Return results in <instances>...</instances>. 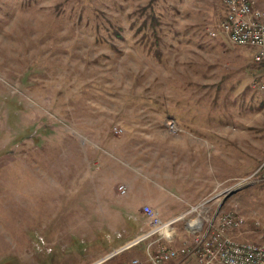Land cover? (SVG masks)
I'll return each instance as SVG.
<instances>
[{
  "label": "rangeland",
  "instance_id": "rangeland-1",
  "mask_svg": "<svg viewBox=\"0 0 264 264\" xmlns=\"http://www.w3.org/2000/svg\"><path fill=\"white\" fill-rule=\"evenodd\" d=\"M224 16L223 0H0V264H153L226 213L243 218L228 236L264 245V64ZM141 187L163 211L194 204L147 205L170 224L151 234Z\"/></svg>",
  "mask_w": 264,
  "mask_h": 264
},
{
  "label": "built area",
  "instance_id": "built-area-1",
  "mask_svg": "<svg viewBox=\"0 0 264 264\" xmlns=\"http://www.w3.org/2000/svg\"><path fill=\"white\" fill-rule=\"evenodd\" d=\"M223 4L225 16L218 25L219 32L224 34L231 44L253 49V61L264 64V12L255 6L254 0H223ZM211 36H215L214 32ZM251 86L256 90H264L262 82L255 81ZM113 132L119 135L122 129L114 128ZM117 191L124 195L126 188L120 185ZM142 211L150 220L151 234L158 233L163 236L170 224L162 222L147 205ZM217 217L206 230H203V227L192 230L191 245L161 249L152 257V263L164 264L178 257L193 255L196 264H264V245L241 243L227 234L230 229L242 225L243 218L230 213ZM131 264L141 262L135 259Z\"/></svg>",
  "mask_w": 264,
  "mask_h": 264
},
{
  "label": "crops",
  "instance_id": "crops-1",
  "mask_svg": "<svg viewBox=\"0 0 264 264\" xmlns=\"http://www.w3.org/2000/svg\"><path fill=\"white\" fill-rule=\"evenodd\" d=\"M129 187L130 186H128V189H129ZM137 198H138L137 199L138 204L133 205V207L131 209L132 212L134 210H136L137 208H141V206H143V205H149L150 207L154 208V211L157 213L158 216L169 217V218L175 217V216L183 213L188 206L194 204V200H191V199L184 200L181 202L180 200H176V199L171 200V199H169V197H166L164 200H165V203L167 205H169V207L167 206V210L163 211L162 210L163 208L161 209L162 206H159L158 203L153 199V197L150 194H148L144 189H142V187L139 190V194H138ZM147 223H148V226H150V220L148 218H147ZM171 231H173V230L168 231V237L170 236ZM177 240L178 239H176V241ZM177 243H179V241ZM168 246H171L173 248H180L181 244L179 243L178 246H176L175 241H170L168 243ZM190 256L194 257L193 255H190ZM186 257H188V256H186ZM178 258H182V257H178ZM178 258H176V259H178ZM173 260L174 259H172L168 262H171ZM168 262H166V263L168 264Z\"/></svg>",
  "mask_w": 264,
  "mask_h": 264
},
{
  "label": "bare ground",
  "instance_id": "bare-ground-1",
  "mask_svg": "<svg viewBox=\"0 0 264 264\" xmlns=\"http://www.w3.org/2000/svg\"><path fill=\"white\" fill-rule=\"evenodd\" d=\"M194 225H195V226H194ZM191 226H192V227H196V228L198 227V225H197L196 223H194V224L192 223Z\"/></svg>",
  "mask_w": 264,
  "mask_h": 264
}]
</instances>
